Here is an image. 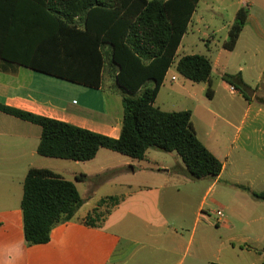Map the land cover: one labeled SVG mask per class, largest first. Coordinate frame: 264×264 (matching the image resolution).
<instances>
[{
	"label": "crops",
	"instance_id": "obj_1",
	"mask_svg": "<svg viewBox=\"0 0 264 264\" xmlns=\"http://www.w3.org/2000/svg\"><path fill=\"white\" fill-rule=\"evenodd\" d=\"M224 1L199 0L172 65L176 71L181 57L196 54L186 35L197 23H206L208 31L201 35L199 55L211 61L210 80L196 83L201 85L199 92L190 91L188 87L195 83L185 79L189 84H179L176 76L169 77L171 67L155 102L164 112L191 113L195 135L220 161L221 173L195 180L178 155L154 149L141 161L107 149H100L88 162L42 157L37 154L41 128L0 112V264H124L135 246L143 249L140 264H245L243 260L252 257L250 250L236 248L231 234L216 239L209 228L211 218L205 213L211 196L224 220L217 224L215 218L214 225L231 230L230 219L247 224L252 210L264 211V203L237 187L264 191V0H239L231 6L230 14L225 13ZM240 9L247 11L245 23L234 48L226 50L223 45ZM2 15L0 45L4 41L5 50L26 58L27 46L14 43L13 36L25 31L27 20L13 21L10 11ZM19 64L0 59V104L113 139L119 137L121 91L108 72L103 73L101 88L91 89L105 96L103 111L98 112L89 103L79 106L73 98L78 91L91 95L83 90L90 88ZM226 75L232 79L225 81ZM230 87L236 93L231 94ZM163 91L167 92L163 106L171 109L157 104ZM31 168L49 169L74 182L77 190V184L94 181L95 188L108 186L122 194L95 197L89 191L80 195L84 203L75 220L53 228L48 243L28 246L20 204L24 179ZM124 173L131 177L120 178ZM109 196L120 201L103 226L84 225L82 220L98 201ZM258 255L250 264H264V255Z\"/></svg>",
	"mask_w": 264,
	"mask_h": 264
},
{
	"label": "trees",
	"instance_id": "obj_2",
	"mask_svg": "<svg viewBox=\"0 0 264 264\" xmlns=\"http://www.w3.org/2000/svg\"><path fill=\"white\" fill-rule=\"evenodd\" d=\"M198 2L0 0L1 15L10 11L13 21L27 20L25 31L15 33L13 42L29 50L23 59L5 50L2 41L0 59L18 61L22 67L94 90L101 88L103 73L108 72L121 91L122 129L113 139L2 104L0 112L41 128L37 154L42 157L88 162L100 149H107L141 161L149 149H156L176 153L195 180L217 177L222 164L197 139L191 113L164 112L155 106ZM246 16V9L237 12L223 45L226 50L234 48ZM176 71L192 83H205L212 64L204 55H186L178 60ZM237 187L264 203V191ZM119 201L116 196L100 199L82 223L101 228ZM83 203L73 182L49 169L31 168L20 204L26 245L48 243L52 229L75 220Z\"/></svg>",
	"mask_w": 264,
	"mask_h": 264
},
{
	"label": "rangeland",
	"instance_id": "obj_3",
	"mask_svg": "<svg viewBox=\"0 0 264 264\" xmlns=\"http://www.w3.org/2000/svg\"><path fill=\"white\" fill-rule=\"evenodd\" d=\"M237 1L239 0H225L224 3H222V5L226 7L225 8L226 14L232 13L233 7L231 8V6L234 5L233 3H237ZM222 5L220 9H222ZM200 7L202 9V4L200 5ZM209 15L210 13H207V16ZM206 25H207L206 23L204 24L197 23L195 28L189 29L186 35V40L193 42L194 46L192 48L193 49L192 51H194V53L196 54L202 53L201 51L203 49V45L201 43V35L203 32L208 31L206 30V27H207ZM195 46H197V48H195ZM188 53H191V52H188ZM179 56H181V54ZM171 75L176 76L179 84H189V83H186L185 79H183L181 76H179L176 73L174 66L170 69L169 77ZM193 86L194 87L192 88L188 87L190 91L199 92L201 85H198L195 83ZM78 88H81V87H78ZM83 90H87L88 92H91L90 93L91 95H83L80 91H78V93L75 96H73V98L76 101H79V106L83 103H89L93 107V109H95L96 111L98 112L103 111L102 101L105 99V96L101 93H96V91L91 90V89H83ZM105 91H106V94H110L109 90L105 89ZM165 98H167V92L163 91L160 95V98L158 99L157 104L162 109H171V108H167L166 106H163V103H164L163 99ZM158 152H162V151L158 150ZM50 167H53V166H50ZM130 177L131 175H129L128 173H124L120 176V178H130ZM93 184H94V181L77 184L80 195H85L86 193H89V191L90 192L93 191V193L95 194V197H101V196L110 195V194H115V195L122 194V192H119V191H114V192L110 191L112 187L103 186L101 188H95L93 187ZM256 202H259V201H256ZM259 203L262 204L263 202H259ZM218 210L221 211V208H219L215 203H213L211 201V196H209L206 200L205 213L207 215L209 214L211 218L210 221H208V223L210 224L209 228H210V231L213 233V236L217 239L218 236L223 237L228 233L231 234L232 236L235 237V246L237 249L240 246L243 250H245V252H247V250H250V253L252 254V257L250 259L247 258L245 261L242 259L243 262L245 264L255 263L259 256L258 253L264 255V211L261 209L252 210L253 217L250 220V222L247 224H244L238 220L230 219L229 225H230L231 230H229L228 228H226V226L214 225L213 221H215V218H216L215 212ZM259 216H260V219L256 220V218ZM243 242L245 243L244 245L242 244ZM131 249H132L131 250L132 252L130 256H127L128 258H126L124 264H140L143 249L141 248V246H135Z\"/></svg>",
	"mask_w": 264,
	"mask_h": 264
},
{
	"label": "built area",
	"instance_id": "obj_4",
	"mask_svg": "<svg viewBox=\"0 0 264 264\" xmlns=\"http://www.w3.org/2000/svg\"><path fill=\"white\" fill-rule=\"evenodd\" d=\"M229 92L231 93V94H234V93H236V89L234 88V87H230L229 88ZM215 216H216V218H217V224H223L224 223V220H223V214H222V212L221 211H216L215 212Z\"/></svg>",
	"mask_w": 264,
	"mask_h": 264
}]
</instances>
